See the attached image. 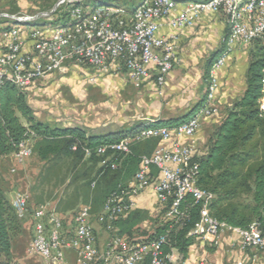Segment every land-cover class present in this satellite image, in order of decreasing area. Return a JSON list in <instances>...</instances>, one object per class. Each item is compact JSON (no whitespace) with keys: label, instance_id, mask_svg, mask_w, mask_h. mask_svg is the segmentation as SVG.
Instances as JSON below:
<instances>
[{"label":"built area","instance_id":"1","mask_svg":"<svg viewBox=\"0 0 264 264\" xmlns=\"http://www.w3.org/2000/svg\"><path fill=\"white\" fill-rule=\"evenodd\" d=\"M107 0H59L49 12L26 15L20 12L0 11V86L10 84L26 92L36 83H44L58 73L71 69L93 72L89 83H96L101 75L125 72L128 83L140 89L154 79L162 89L167 76L178 64L179 41L160 37L159 29L164 20L177 30L194 27L203 13H222L226 18L228 48L238 41L252 47L264 35V0H204L189 1L178 8L175 0H126L137 3L133 9L104 3ZM94 2L95 5H91ZM171 17L172 13H176ZM225 61L219 57L207 80V104L200 109L199 116L218 114L210 103L215 98L217 81L214 72ZM264 84V80H263ZM264 95V87H263ZM264 113V96L260 102ZM200 127V119L194 116L174 129L166 127L142 129L136 141L159 139L171 140L172 131L178 137H187L189 143H173L170 148L159 146L151 156L141 158L139 170L127 188L108 198L99 222L109 233L103 253L97 248V238L91 223L89 206H81L73 216L75 233L66 241L60 234L63 220L54 206L40 205L34 210V238L31 252L48 264H65L67 250L78 254V264H165L172 256H164L162 246L167 238L121 237L113 223L134 210L133 199L152 188L157 199L166 205L172 198L167 219L178 215L180 199L191 194L200 206V220L192 234L209 247L219 245L226 230L237 233L241 238V249L255 248L264 253V235L255 226L247 230L231 229L210 215L213 195L196 184L197 166L192 162L198 151L193 137ZM33 137V135H32ZM131 140L97 147L98 156L108 151L130 153ZM87 156L91 150H86ZM33 154L29 141L20 145L14 158L23 163ZM115 169V165L112 166ZM155 168L158 175L152 174ZM14 172V170H13ZM27 194H16L12 206L20 219L29 210ZM51 225L47 229L46 221ZM173 263V262H172ZM198 264H205L200 261Z\"/></svg>","mask_w":264,"mask_h":264},{"label":"trees","instance_id":"2","mask_svg":"<svg viewBox=\"0 0 264 264\" xmlns=\"http://www.w3.org/2000/svg\"><path fill=\"white\" fill-rule=\"evenodd\" d=\"M224 46H227L226 41ZM224 54L225 50L219 57ZM214 63L206 70L207 80ZM263 80L264 35L249 51L243 95L227 108L221 122L208 136L206 146L197 151L192 162L197 166V186L213 195L211 217L231 229L247 230L255 225L264 235V113L260 110ZM206 101L205 98L204 103ZM188 117L100 133L82 126L51 125L35 116L24 92L6 83L0 86V159L18 153L20 145L29 141L33 154L42 163L37 186L32 188V192L36 188L41 191L35 196L34 210L47 201H54L59 214L89 206L91 216L98 219L111 194L127 188L133 180L141 158L151 156L159 146V139L136 141L139 131L174 128L187 122ZM123 140H131L128 155L108 151L98 156L94 152L97 147ZM86 150H91V155L87 156ZM152 174L158 175L155 168ZM56 190L60 191L55 193ZM171 203L172 198L153 219V232L141 238L166 237L163 255L172 256L176 252L180 257L177 264H181L196 239L192 231L200 220V206L191 194H186L179 201L178 215L169 220L165 214ZM148 219L147 212L133 210L115 221L113 228L117 235L134 239L137 226ZM23 225V219L18 217L0 186V264H20L13 250L14 240L22 234ZM165 264L174 263L165 259Z\"/></svg>","mask_w":264,"mask_h":264},{"label":"crops","instance_id":"3","mask_svg":"<svg viewBox=\"0 0 264 264\" xmlns=\"http://www.w3.org/2000/svg\"><path fill=\"white\" fill-rule=\"evenodd\" d=\"M189 1L197 2L204 0H175L178 8H181L183 3ZM176 15L177 12L172 13L171 17H175ZM162 23L158 35L168 39L171 37L178 39L179 61L173 71L167 76L166 83L162 89L156 86L154 79H150L141 87L143 92L146 91L144 95H148L149 97L155 96L157 100L156 102L152 101L149 105V115L152 118H144L146 120L154 122L157 120L165 121L173 118H184L190 116L196 109H201V106H205L207 101L204 103V99L206 98L208 85L205 77L206 70L211 63L219 58L221 52L225 50L224 64L214 72L218 87L215 98L210 103L217 110H221L222 115L221 117L219 116L220 118L217 115L209 117L196 115L200 119V127L193 139L199 151L206 146L208 136L221 122L227 108L231 107L243 95L246 89V73L249 66V51L251 47L241 41H238L231 48L224 46L228 30L226 18L222 13H203L194 27L182 30L171 28L168 25L167 19ZM69 72L83 73L84 71L71 69ZM67 73H58L49 80L55 79L58 75L64 76ZM88 74L89 78L93 75V72L89 71ZM123 74L128 83L125 72ZM171 129L173 130L174 128ZM176 142L187 144L189 143V139L187 137H178L172 131L171 140L168 142H160L159 146L170 148ZM3 161H15L18 163L14 158V154L1 158L0 163ZM7 197L12 203L14 194L10 196L7 194ZM133 202L135 204L134 210L145 211L149 216L148 220L137 226L134 234L136 236L137 233H142L143 230L145 231L147 223L151 222V220L160 214L163 205L158 201L156 193L152 188H148L135 197ZM75 213L60 214L63 220L60 234L66 241H69L75 233L72 220ZM28 218L29 216L27 215L24 219ZM30 219H32V234L34 237V210ZM45 221L47 229H50L51 225L47 220ZM91 223L97 238V248L100 249L101 235L107 231L95 215H92ZM154 227L155 223L150 233L153 232ZM26 229L29 230L24 223L23 230L26 231ZM18 240L20 239L14 240V248ZM240 244V236L231 230H226L221 237L219 245L214 247H209L199 238H196L189 250L187 259L181 264H198L200 261H204L205 264H264L263 252L255 248L242 250ZM179 259V255L175 252L172 262L177 264ZM65 264H78V254L73 250H67Z\"/></svg>","mask_w":264,"mask_h":264},{"label":"rangeland","instance_id":"4","mask_svg":"<svg viewBox=\"0 0 264 264\" xmlns=\"http://www.w3.org/2000/svg\"><path fill=\"white\" fill-rule=\"evenodd\" d=\"M58 1L0 0V11L33 15L38 12L51 11ZM104 3L133 9L138 2L107 0ZM91 5H95L94 2ZM88 72L89 70L83 73L69 72L64 76L58 75L51 81L36 83L28 89L25 94L35 116L40 121L51 125L82 126L94 133L120 131L134 125L151 122L144 118H152L149 115V105L152 101H157L155 96L149 97L144 95L146 91L143 92L142 88L136 89L130 86L123 72L101 76L94 84L89 83ZM159 100L161 99L159 98ZM199 112L200 108L196 109L186 121L192 119ZM221 115L222 111L218 110V118ZM166 128L171 129V127ZM41 168L42 163L35 154H32L23 163L15 161L0 163V186L6 194L9 196L14 194V197L16 194H27L30 200L29 213L27 214L29 218L23 219L29 230L22 231V234L17 238L20 240L16 242L14 248V256L20 264H48L31 252L34 237L30 217L36 206L35 196L41 192L37 188L34 190L35 192H32V188L37 186V177ZM59 191L56 190L55 193ZM46 204L55 206L54 201H47ZM152 221L147 223L146 230L137 233L135 238L143 237L145 233L150 234L154 226ZM103 233L100 241L101 250L99 249L101 253L104 252L110 236L108 232Z\"/></svg>","mask_w":264,"mask_h":264},{"label":"water","instance_id":"5","mask_svg":"<svg viewBox=\"0 0 264 264\" xmlns=\"http://www.w3.org/2000/svg\"><path fill=\"white\" fill-rule=\"evenodd\" d=\"M185 118V117H184ZM180 118H178L177 120H179Z\"/></svg>","mask_w":264,"mask_h":264}]
</instances>
